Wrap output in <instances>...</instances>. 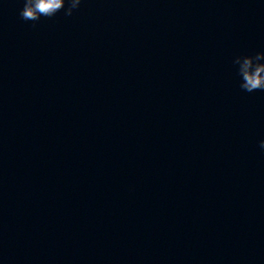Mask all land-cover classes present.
I'll list each match as a JSON object with an SVG mask.
<instances>
[{"label":"water","instance_id":"1","mask_svg":"<svg viewBox=\"0 0 264 264\" xmlns=\"http://www.w3.org/2000/svg\"><path fill=\"white\" fill-rule=\"evenodd\" d=\"M0 0V264H264L262 0Z\"/></svg>","mask_w":264,"mask_h":264},{"label":"clouds","instance_id":"2","mask_svg":"<svg viewBox=\"0 0 264 264\" xmlns=\"http://www.w3.org/2000/svg\"><path fill=\"white\" fill-rule=\"evenodd\" d=\"M82 2L83 0H22L19 16L25 21L33 22L42 17H54L61 10L65 16H71ZM231 64L240 90L247 93L264 92V50L237 54L232 58ZM259 147L264 150V139L259 141Z\"/></svg>","mask_w":264,"mask_h":264}]
</instances>
